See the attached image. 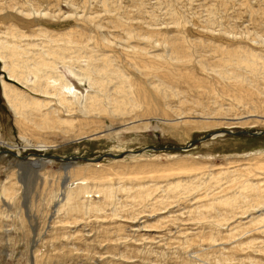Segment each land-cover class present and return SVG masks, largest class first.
I'll return each mask as SVG.
<instances>
[{
    "label": "rangeland",
    "instance_id": "1",
    "mask_svg": "<svg viewBox=\"0 0 264 264\" xmlns=\"http://www.w3.org/2000/svg\"><path fill=\"white\" fill-rule=\"evenodd\" d=\"M0 40L24 58L57 45L72 87L36 91L0 58V264H264V133L203 138L264 130V0H0ZM106 57L122 75L90 83L80 68ZM6 85L40 107L17 115ZM129 86L152 94L150 112ZM87 95L128 103L85 113Z\"/></svg>",
    "mask_w": 264,
    "mask_h": 264
},
{
    "label": "bare ground",
    "instance_id": "2",
    "mask_svg": "<svg viewBox=\"0 0 264 264\" xmlns=\"http://www.w3.org/2000/svg\"><path fill=\"white\" fill-rule=\"evenodd\" d=\"M56 39H59V38H54V42L55 43H58V40ZM70 37H67V41H69ZM4 42V41H3ZM5 44V43H4ZM11 44V43H10ZM13 44H16V43H13ZM9 44L7 43V45H3L1 44V40H0V50H2L0 52V58L4 60V68L7 70L8 72V75L9 77H12L13 79H16L22 83H26V82H30L32 80V84L34 85V90L36 91H41L43 92L44 94H48V95H57V96H61L60 93L62 91H64V94L65 93H71L72 91V87L71 85H69L68 83L65 82L62 74H60V72L58 71L57 69V65L58 63H56V58L58 57V53L57 51L55 50L56 47H52V46H48L45 50L46 52V55L44 56L41 52H37V53H32L30 56L24 58L22 56V51H21V48L20 50H18L16 47L17 45H15L16 47H12V48H8ZM19 47V46H18ZM172 47H175V48H178L176 44H173ZM138 50V49H137ZM140 50V49H139ZM8 51V53H7ZM135 51V49H134ZM144 51V50H142ZM6 52V54L4 53ZM24 52V51H23ZM70 52V51H69ZM28 53V52H27ZM71 53V52H70ZM26 55V54H25ZM29 55V54H27ZM26 55V56H27ZM172 56H174V58L177 60H182L184 55L178 57L176 55H174V53L172 52L171 54ZM7 56L10 58L9 61H7ZM92 56V55H91ZM100 57V55H99ZM169 57V56H168ZM68 58L72 59V56H68ZM91 58V57H90ZM136 58V57H135ZM87 59V58H85ZM69 60V59H68ZM104 64L103 65H97L96 63H92V62H89L85 65V67L83 68H80L82 70V75L89 78V82L90 83H93L94 81V78L97 79L98 81V84L99 85H103L105 86V82H99L101 77L103 75H105L106 73H109L108 75V78H112V74H114L116 76V78H118V73L120 74L119 70H113L111 68H109L110 64L108 63V58L106 57L104 59ZM103 62V61H102ZM90 65H93L92 67H88ZM154 65V64H153ZM70 65H68L67 69H70L69 67ZM154 69H158V67H154ZM122 72V71H121ZM97 74V75H96ZM124 74V73H123ZM79 75V73H78ZM81 75V74H80ZM122 75V74H120ZM146 75V74H145ZM188 76V75H187ZM120 77V76H119ZM32 78V79H30ZM189 78V77H188ZM122 82V81H121ZM189 83V81H187ZM199 82V81H198ZM71 83V82H70ZM132 85V84H131ZM187 85V84H186ZM198 86V85H197ZM196 86V88H197ZM157 87V86H156ZM170 87V86H169ZM51 88L53 89V91H50ZM129 88L131 89V94L129 95V99L130 100H134L135 98V101L133 103V106L135 107H140L144 104H146V108L145 110L149 111L150 112V108H151V99H152V94L151 93H148V92H144L143 90H140L138 89L136 92H135V88H133L132 86H129ZM158 88V87H157ZM195 88V89H196ZM202 88V87H201ZM237 88V96L240 98V96H244L241 92V90L239 89V87H235ZM121 86L119 87L118 91L120 92L121 90ZM61 90V91H60ZM162 93H161V96L162 98L163 97H167V93L169 94V92H167L165 94V89L164 91H162V89L160 90ZM210 91V90H209ZM157 93H158V90H157ZM215 93V92H214ZM159 94V93H158ZM156 94V95H158ZM236 94V93H235ZM245 94V93H244ZM63 95V94H62ZM232 96V95H231ZM234 96V95H233ZM247 96V95H246ZM4 97L7 101V104L14 110V112L18 115L20 114V111L21 107L24 106V107H30V104L31 102L33 104H36V105H40L41 103H39L38 101H35L33 99H30V98H26L21 92H19V90H17V88H15L13 85H6L4 86ZM169 97V95H168ZM245 97V96H244ZM248 97V96H247ZM60 99H62L63 101H68L66 99V97H59ZM75 100L78 98L77 96L74 97ZM85 98V105L83 106V110L85 113L91 111V110H96V111H107V109L105 108V106L103 105L102 101L103 99L105 100L106 99V103H111V104H115V105H118L116 106V110H114V112H117V113H122L123 114V108L122 106L119 104V103H123V101L125 103H128V101L126 100V97H125V100L122 99L121 101H117L116 99H112V98H108V97H104L101 99H97L96 96H91V95H87V98ZM246 98V97H245ZM241 99V98H240ZM74 100V99H73ZM69 101L68 104L69 105H73L74 102H77L76 101ZM63 103V102H62ZM167 103V102H166ZM168 104V103H167ZM197 104V102H196ZM198 105V104H197ZM196 106V105H195ZM40 107V106H39ZM169 107V106H168ZM203 107V105H202ZM195 109V108H193ZM188 111H192L188 109ZM162 112V111H160ZM201 112V111H199ZM166 113V112H165ZM180 113H183V116L184 117H190V116H187L188 113H191V112H185L184 110H178L177 114H180ZM203 113V112H202ZM161 114V113H160ZM167 114V113H166ZM201 114V113H200ZM205 114V113H204ZM22 115V114H20ZM24 115V114H23ZM43 116H44V121L45 123H48L50 127H54V126H58V123H59V120L56 119L55 117L49 115L48 112H45L43 113ZM42 116V117H43ZM192 116V115H191ZM23 120L24 118L26 117H22ZM191 118V117H190ZM160 119L164 120V119H168V118H161ZM175 119V118H174ZM189 119V118H187ZM170 122L169 124L171 123V119H169ZM194 121H198L199 119H192ZM247 120V119H246ZM43 121V122H44ZM185 121H188L190 122L191 120H184L183 122ZM240 122H246V121H240ZM143 123V122H142ZM173 123V121H172ZM176 123V122H174ZM173 123V124H174ZM187 123V122H186ZM172 125V124H171ZM220 131V130H219ZM217 131V132H213L210 136H207V137H215V136H218L219 134H222V132L220 131ZM23 140H25L27 142V145H30L32 146L33 144L35 146H38V147H43L45 146L44 144L42 145H39V144H35L34 142H32L29 138L25 137V136H21ZM205 137V138H207ZM33 144H32V143ZM245 188L248 190L249 188L247 187V183L244 184ZM260 190V189H259ZM112 189H109V192H111ZM232 195V194H231ZM246 196V195H245ZM237 198H240V195H232L230 196L229 198H225L224 200H222L225 204H230L231 202L233 203L234 201H238ZM243 199V198H242ZM246 199V198H245ZM246 202V201H245ZM249 202V201H248ZM254 199H253V203H254ZM261 203H263L262 205H264V197L262 196V201ZM250 205L253 207V204L250 203ZM249 208V206H248Z\"/></svg>",
    "mask_w": 264,
    "mask_h": 264
},
{
    "label": "water",
    "instance_id": "3",
    "mask_svg": "<svg viewBox=\"0 0 264 264\" xmlns=\"http://www.w3.org/2000/svg\"><path fill=\"white\" fill-rule=\"evenodd\" d=\"M221 132H224V133H227V134H242V135H255V134H259V133H264V130H252V131H249V130H246V129H243V128H238V129H234V130H231V129H219ZM213 133V131H209V132H206L203 136V138L207 137V136H210L211 134ZM194 140L196 139H193L191 140L190 142H193ZM190 142L188 143H185L183 145H162V146H159V147H156V146H153V145H149L148 147L151 148V149H158V148H186L187 146L190 145ZM144 147L140 148V149H143ZM9 150V149H7ZM11 153H14L13 151H10ZM34 155H36L39 159H44V160H47V159H50V158H54L56 160H60L62 161L63 163H68L70 161H73L77 158H80V159H83V160H86V161H96L104 156H107V157H118L121 153H118L116 156L113 155L111 152H103V153H100L98 154L97 156L95 157H86V156H82V155H77V154H68V155H60V154H54V153H49V154H44L42 152H39V153H33ZM23 157L25 158L26 155H23V156H20V158L23 159Z\"/></svg>",
    "mask_w": 264,
    "mask_h": 264
}]
</instances>
